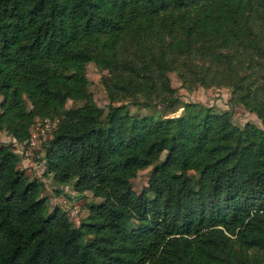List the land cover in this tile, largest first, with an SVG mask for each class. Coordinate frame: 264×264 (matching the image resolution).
Instances as JSON below:
<instances>
[{
    "label": "trees",
    "instance_id": "trees-1",
    "mask_svg": "<svg viewBox=\"0 0 264 264\" xmlns=\"http://www.w3.org/2000/svg\"><path fill=\"white\" fill-rule=\"evenodd\" d=\"M170 71L263 128L183 102ZM36 117L43 174L96 199L74 224L0 143V264H264V0H0V131L27 144Z\"/></svg>",
    "mask_w": 264,
    "mask_h": 264
},
{
    "label": "rangeland",
    "instance_id": "rangeland-1",
    "mask_svg": "<svg viewBox=\"0 0 264 264\" xmlns=\"http://www.w3.org/2000/svg\"><path fill=\"white\" fill-rule=\"evenodd\" d=\"M85 75L87 78V91L92 95L97 105L104 107L106 104L105 93L100 83V76L105 73L104 70H100L91 61L87 62L85 67ZM170 82L177 88L180 99L183 102H191L201 107H209L213 111L228 110L231 121L237 126H241L245 122H250L258 127L263 126L260 124L256 115L244 108L240 104L232 103L230 99V89L226 86H209L202 87L199 85L194 86L191 90H186L180 86V81L176 77V74L172 71L168 72ZM81 103V100L69 99L66 102L67 106H76ZM196 105V106H197ZM130 111H135L133 106H129ZM147 109L139 108L137 112L143 113ZM182 111V107H179L173 112L167 113V115L179 114ZM42 120L41 117H36L33 124L30 127V132L36 134L34 144H20L14 142L13 139L4 131H0V143H12L14 150L20 153V161L18 166L24 171L28 177H37L41 181L39 186V194L45 197L48 208H52L54 205L64 210L68 218L74 223L78 224L79 220L85 215L86 208L85 202L95 200L96 198L91 195L89 191H84L82 195H78L73 187V179L67 184H58L51 180L49 174H43L44 162L41 160L42 146L41 142L49 136L51 121L48 126L50 129L44 130L40 133L39 128ZM163 151L160 153L159 158L163 157ZM151 166H147L138 170L135 176L131 179L132 188L135 191H139L146 185V178Z\"/></svg>",
    "mask_w": 264,
    "mask_h": 264
},
{
    "label": "built area",
    "instance_id": "built-area-1",
    "mask_svg": "<svg viewBox=\"0 0 264 264\" xmlns=\"http://www.w3.org/2000/svg\"><path fill=\"white\" fill-rule=\"evenodd\" d=\"M41 120H42V123H41V127L39 128V132L42 133L44 132V130H48L50 128H52L54 126V123H55V120H50L49 118L47 117H41ZM49 121H51V126L49 128L48 126V123ZM33 132H30V135H29V139H28V143L27 144H34V139L37 137L36 134H32Z\"/></svg>",
    "mask_w": 264,
    "mask_h": 264
}]
</instances>
